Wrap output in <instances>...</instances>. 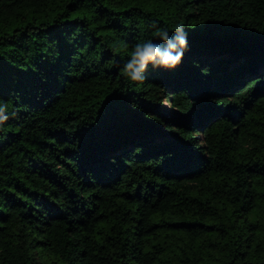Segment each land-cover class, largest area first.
Listing matches in <instances>:
<instances>
[{
  "label": "trees",
  "instance_id": "trees-1",
  "mask_svg": "<svg viewBox=\"0 0 264 264\" xmlns=\"http://www.w3.org/2000/svg\"><path fill=\"white\" fill-rule=\"evenodd\" d=\"M0 106V264H264V0H0Z\"/></svg>",
  "mask_w": 264,
  "mask_h": 264
},
{
  "label": "clouds",
  "instance_id": "clouds-1",
  "mask_svg": "<svg viewBox=\"0 0 264 264\" xmlns=\"http://www.w3.org/2000/svg\"><path fill=\"white\" fill-rule=\"evenodd\" d=\"M158 36L163 45L151 41L138 43L124 64L122 74L131 82L143 81L150 64L153 69L173 70L181 62L187 48V33L183 27L177 25L174 36L170 37L167 31H159ZM5 112L6 107L0 106V123L7 119Z\"/></svg>",
  "mask_w": 264,
  "mask_h": 264
},
{
  "label": "rangeland",
  "instance_id": "rangeland-1",
  "mask_svg": "<svg viewBox=\"0 0 264 264\" xmlns=\"http://www.w3.org/2000/svg\"><path fill=\"white\" fill-rule=\"evenodd\" d=\"M166 101V100H165Z\"/></svg>",
  "mask_w": 264,
  "mask_h": 264
}]
</instances>
